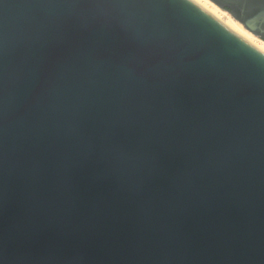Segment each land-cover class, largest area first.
I'll return each mask as SVG.
<instances>
[{
	"label": "water",
	"instance_id": "95a60500",
	"mask_svg": "<svg viewBox=\"0 0 264 264\" xmlns=\"http://www.w3.org/2000/svg\"><path fill=\"white\" fill-rule=\"evenodd\" d=\"M0 264H264V50L197 0H0Z\"/></svg>",
	"mask_w": 264,
	"mask_h": 264
},
{
	"label": "bare ground",
	"instance_id": "6f19581e",
	"mask_svg": "<svg viewBox=\"0 0 264 264\" xmlns=\"http://www.w3.org/2000/svg\"><path fill=\"white\" fill-rule=\"evenodd\" d=\"M197 1H199L201 4H203L209 10H211L213 13H215L218 17H220L222 20L228 23L231 27H233L235 30L243 34L245 37H247L249 40H251L253 43H255L257 46H259L264 50V41L259 37H257L256 35H254L253 33L246 30L227 12H223L222 9H220L218 6H216L214 3H212L209 0H197Z\"/></svg>",
	"mask_w": 264,
	"mask_h": 264
},
{
	"label": "rangeland",
	"instance_id": "374dc122",
	"mask_svg": "<svg viewBox=\"0 0 264 264\" xmlns=\"http://www.w3.org/2000/svg\"><path fill=\"white\" fill-rule=\"evenodd\" d=\"M223 12H226V11H224V10H222ZM259 39V38H258Z\"/></svg>",
	"mask_w": 264,
	"mask_h": 264
}]
</instances>
